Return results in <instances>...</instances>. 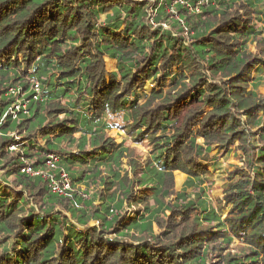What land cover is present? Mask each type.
<instances>
[{
    "label": "trees",
    "instance_id": "16d2710c",
    "mask_svg": "<svg viewBox=\"0 0 264 264\" xmlns=\"http://www.w3.org/2000/svg\"><path fill=\"white\" fill-rule=\"evenodd\" d=\"M182 1L0 0V264H264V0Z\"/></svg>",
    "mask_w": 264,
    "mask_h": 264
},
{
    "label": "rangeland",
    "instance_id": "374dc122",
    "mask_svg": "<svg viewBox=\"0 0 264 264\" xmlns=\"http://www.w3.org/2000/svg\"><path fill=\"white\" fill-rule=\"evenodd\" d=\"M167 12L170 14L172 13L169 9H167ZM173 15V19H176L177 15L172 13ZM115 60L113 59H109V58H105V66L108 72L115 70ZM259 91L261 93L264 94V82L261 83V85L259 86ZM106 137L112 139V142L114 143H120L123 139H125V135L123 133V131H120L116 128L108 130L106 132ZM125 146L128 147V155H126V157L122 158V168L125 170H129V164L128 161L130 158H134L137 159L138 161H143V159L146 157L145 155L147 154V146L143 145V144H136L132 141H127L124 143ZM219 162H220V170H213L212 172V184L209 185V187H207V196L209 197V199L214 202V199L216 197H220L221 196V187L223 185V181H224V173L225 170H231L232 169V165H237L240 164L239 160L237 157H235L233 155V153H230L227 157H220L219 158ZM129 172V171H128ZM42 177V176H41ZM44 179V182H48L50 180H53L52 177L43 175L42 177ZM186 178V174L180 171H176L175 172V176H174V188L176 190H179L182 186H183V182ZM68 180V179H67ZM209 184V183H208ZM50 187V183L48 184ZM58 188L62 189L63 192L60 193L58 192L60 195L62 196H66L69 192H73L74 189L71 187L70 183L68 184V186L65 188L63 187L64 184H62L61 181L57 182ZM51 189V188H50ZM82 189V188H80ZM52 191V190H51ZM147 195L150 194L149 189H141L139 190ZM111 191H104V194H109ZM76 194H81L76 192ZM82 195V194H81ZM88 198V197H85ZM154 230L157 232L158 229L157 227H154Z\"/></svg>",
    "mask_w": 264,
    "mask_h": 264
},
{
    "label": "built area",
    "instance_id": "2783aa9c",
    "mask_svg": "<svg viewBox=\"0 0 264 264\" xmlns=\"http://www.w3.org/2000/svg\"><path fill=\"white\" fill-rule=\"evenodd\" d=\"M176 2L183 3L182 0H176ZM170 11H173V10L171 9ZM10 93L15 95V94L18 93V89L17 88H12V89H10ZM14 107H15L16 110L25 109L26 108V101H21V100H19V98H17L15 100V102H14ZM48 157H49V160L46 162V165L48 167H53V164L57 160V158H56V156L54 154H51ZM22 170L25 173H27L28 175H40L42 177H43V175H46V176L52 177V175L48 174L49 172H47V173L42 172V171L39 172V171L33 170V168L31 166H28V165L25 166ZM67 179H68L67 175L64 172H61L60 175H59V179L58 180H54V178H53V180H50L51 181L50 182V188H51L52 192H55V193L60 192V193H62L63 190L58 188L57 182L61 181L62 184H64L63 187L66 188L68 186V184H69V179L68 180Z\"/></svg>",
    "mask_w": 264,
    "mask_h": 264
}]
</instances>
